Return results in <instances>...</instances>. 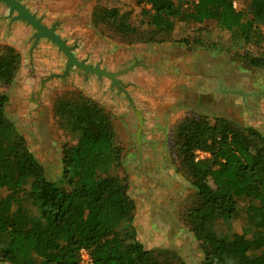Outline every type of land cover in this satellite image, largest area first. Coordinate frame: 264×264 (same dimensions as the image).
<instances>
[{
  "label": "rangeland",
  "instance_id": "1",
  "mask_svg": "<svg viewBox=\"0 0 264 264\" xmlns=\"http://www.w3.org/2000/svg\"><path fill=\"white\" fill-rule=\"evenodd\" d=\"M24 2L46 26L56 25L78 60L112 73L130 69L117 79L133 107L109 79L74 67L41 88L46 76L64 71L65 57L43 39L29 53L33 30L22 21L11 24L0 5V45L14 47L21 57L15 80L1 89L8 96L6 118L23 135L47 178L59 183L63 146L75 143L76 136L60 123L57 105L63 100L95 102L110 118L119 162L108 174L128 185L137 240L146 250L167 252L171 264H201L200 243L184 221L197 196L176 136L187 119L213 125L219 118L233 128L264 135V69L250 63L261 55L264 41L248 44L213 21L199 25L172 19L169 32L155 33L142 14L144 5L136 0ZM247 2L233 7L244 10ZM113 15L128 29L115 25ZM245 209L246 202L238 201L232 233L241 234L246 225ZM217 230L223 231V225Z\"/></svg>",
  "mask_w": 264,
  "mask_h": 264
},
{
  "label": "trees",
  "instance_id": "2",
  "mask_svg": "<svg viewBox=\"0 0 264 264\" xmlns=\"http://www.w3.org/2000/svg\"><path fill=\"white\" fill-rule=\"evenodd\" d=\"M136 0L155 33L172 29V19L213 21L251 44L264 41V0ZM186 7H184V6ZM147 6L149 9H147ZM115 25L128 29L118 15ZM264 69V49L250 60ZM19 52L0 45V263L77 264L80 248L94 264H171L167 252L146 250L131 225L135 203L128 185L108 174L119 162L108 115L87 99L63 100L56 115L76 142L62 150L59 183L50 181L15 125L6 118L1 91L16 78ZM182 165L197 200L184 221L200 243L201 264H264V135L237 129L227 120H185L176 136ZM205 153L195 160L196 152ZM246 202V225L231 232L238 201ZM224 230L218 231L217 226ZM163 254V255H162Z\"/></svg>",
  "mask_w": 264,
  "mask_h": 264
},
{
  "label": "water",
  "instance_id": "3",
  "mask_svg": "<svg viewBox=\"0 0 264 264\" xmlns=\"http://www.w3.org/2000/svg\"><path fill=\"white\" fill-rule=\"evenodd\" d=\"M22 1L23 0H0V3L4 4L8 8L9 16H11L13 13H16V16L13 17L11 21H22L27 26L31 27V29L34 31L31 37V40L33 42L30 50H32L36 46L37 42L40 39H47L52 45L57 47L58 52L62 53L66 58L64 71L61 74H55L46 77L45 80H43L41 83V88L49 79L64 78L71 70V68L74 67L83 71L85 75L91 73L96 75L98 78L106 77L107 79H109L112 86H114L119 92H123L126 95L128 101L133 107L132 101L124 89V85L117 79L118 75L126 73L130 69L112 73L99 69L98 65H96V67H91L86 64L85 60H78L72 54L74 48L68 47L66 45V42L63 41L61 37L55 33L56 25H52L50 28L46 27V25L42 23V18L36 17L35 14L30 13L28 9L24 5H22Z\"/></svg>",
  "mask_w": 264,
  "mask_h": 264
},
{
  "label": "built area",
  "instance_id": "4",
  "mask_svg": "<svg viewBox=\"0 0 264 264\" xmlns=\"http://www.w3.org/2000/svg\"><path fill=\"white\" fill-rule=\"evenodd\" d=\"M233 6L235 7V2L233 3ZM205 156H207L205 153H201L199 151L196 152V158L195 160L203 159ZM77 264H94L93 259L90 255V252L86 248H80L77 253Z\"/></svg>",
  "mask_w": 264,
  "mask_h": 264
},
{
  "label": "flooded vegetation",
  "instance_id": "5",
  "mask_svg": "<svg viewBox=\"0 0 264 264\" xmlns=\"http://www.w3.org/2000/svg\"><path fill=\"white\" fill-rule=\"evenodd\" d=\"M22 3V5H24L27 9H28V11L30 12V13H32V14H35V13H33L32 11H30V9H29V7L28 6H26V4H25V2H24V0L21 2ZM0 5L3 7V8H1L2 10L4 9V10H6L7 11V20L12 24V23H14L13 21H11V19L13 18V17H15L16 16V13H13L11 16H9V13H8V8L4 5V4H2V3H0ZM37 17V16H36ZM0 19H1V16H0ZM15 22H19V21H15ZM42 23H43V20H42ZM44 24V23H43ZM45 25V24H44ZM52 26V25H51ZM50 26V27H51ZM46 27H48V26H46ZM50 27H48V28H50ZM57 28V27H56ZM33 33H34V31L31 33L32 35H33ZM55 33L57 34V32L55 31ZM32 35H31V37H32ZM58 35V34H57ZM62 39V38H61ZM42 39H40L38 42H40ZM43 40H47V39H43ZM63 40V39H62ZM64 41V40H63ZM33 42V41H32ZM38 42H37V44H38ZM49 42V41H48ZM37 44H36V46H37ZM66 45H67V43H66ZM35 46V47H36ZM54 46V45H53ZM68 47H72V46H69V45H67ZM31 47H32V44H31ZM31 47H30V49H31ZM55 47V46H54ZM34 49V48H33ZM33 49L32 50H29V53H32V51H33ZM56 49H57V47H56ZM74 50H75V48L73 49V51H72V54H73V56L74 57H76L75 55H74ZM63 55V54H62ZM85 62H86V64L87 65H89L88 63H87V61L85 60ZM65 63H66V58H65ZM96 65L97 64H95L94 66H92V65H89V66H91V67H96ZM99 66V65H98ZM64 68H65V66H64ZM72 69V68H71ZM55 74H57V73H55ZM55 74H50V75H55ZM50 75H48V76H50ZM88 75V74H87ZM48 76H46V77H48ZM101 78V77H100ZM45 80V79H44ZM111 82V81H110ZM123 84V83H122Z\"/></svg>",
  "mask_w": 264,
  "mask_h": 264
}]
</instances>
